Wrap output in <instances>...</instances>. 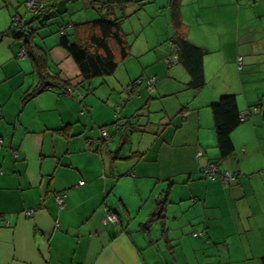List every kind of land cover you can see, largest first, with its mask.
<instances>
[{
    "label": "crops",
    "instance_id": "obj_1",
    "mask_svg": "<svg viewBox=\"0 0 264 264\" xmlns=\"http://www.w3.org/2000/svg\"><path fill=\"white\" fill-rule=\"evenodd\" d=\"M24 1L0 0L7 9L0 15V34L12 28L15 13L24 12ZM101 1L59 0L52 19L58 29L51 33H60L68 22L96 19ZM182 6L181 36L207 50L205 85L189 87L186 68L167 62L175 54L174 28L171 14L159 6L147 18L150 24L160 18L166 30L135 51L139 33L132 56L114 74L122 69L125 77L116 75L113 88L100 96L114 107L131 81L144 75L159 79L150 94L123 107L125 116L140 110L147 131L135 132L127 143L124 129L114 133L101 152L100 133L93 127L111 123L113 110L96 117L89 102L56 89L23 105L22 96L36 83L33 65L17 60L21 40L7 36L0 42V264H262L264 0H193L187 6H195L202 19L199 33ZM212 19L215 33L207 31ZM36 41L48 51L51 72L81 81L60 38ZM81 92L85 99L87 92ZM226 94L237 96L246 120L232 134L234 154L221 160L211 105ZM153 104L160 126L148 116ZM67 125L68 136H63L57 130ZM119 153L129 158H118ZM209 162L237 172L236 182L226 186L222 179L206 178ZM56 193H66L63 206ZM159 200L165 210L151 221ZM29 209L32 216L25 215ZM111 214L123 223L110 220Z\"/></svg>",
    "mask_w": 264,
    "mask_h": 264
},
{
    "label": "trees",
    "instance_id": "obj_2",
    "mask_svg": "<svg viewBox=\"0 0 264 264\" xmlns=\"http://www.w3.org/2000/svg\"><path fill=\"white\" fill-rule=\"evenodd\" d=\"M26 1L27 0L22 3L24 12L15 13L12 16V28L0 34V42L7 36H12L15 39L21 40L22 47L17 54V60L22 61L28 59L33 65V74L36 78V83L22 96L23 105L37 95L47 90L54 89L60 90L61 95L73 96L82 103L85 100V96L81 92L83 87L86 88L88 92H91V82L97 78H103L105 82V78L113 76L119 65L131 55V46L128 43L127 34L123 30V22L120 18H114V10L118 7L124 8L127 5L135 3L137 0H103L101 1L102 7L98 8L99 13H101L98 18L82 23L68 22L61 25L60 30H58V32H60L59 45L68 52L79 67L81 81L76 82V78L65 79L61 76L60 71L51 72L48 51L39 45L36 39L40 28L48 26L49 23L47 22L56 17L53 10L56 9V4L59 0H40L34 12H29ZM181 1L182 0H170L169 2L174 28V35L170 38V41L175 53L174 55L178 56V60L172 62L171 59L173 55L167 62L181 63L191 77L188 86L194 89H200L206 83L204 57L207 54V50L192 43L186 37L181 36L180 31L184 25L181 20ZM102 8L107 9L105 14H102ZM28 15L31 16L30 19ZM35 22H39L41 27H34L33 25ZM68 28H73L74 33H68ZM242 68L243 67L239 66L240 70ZM146 77L147 76H140L131 81L124 88L128 96H124L126 99L118 104V109H115L112 122L98 126L100 133L98 152L107 148L112 141L114 131H116L115 133H119L124 129L123 131L126 132L124 133L126 134L125 137H123L124 143H127L126 141H129L132 134L135 132L147 131V126L141 124L142 113L140 110L132 116H125L123 114V107H125L130 100L135 96L141 97L143 95V93L139 91V88L143 86L144 82L154 78V82L148 84L147 89L155 90L158 79L156 77H147L145 81ZM211 108L218 148L221 160H224L234 154L235 144L232 134L243 124L246 120V116L242 114L235 94L222 95L218 101L211 105ZM85 112L86 109L81 111L82 114ZM68 129L69 127L67 125L57 131L63 134V136H68ZM103 130L108 132V138L103 136ZM2 142L3 141L0 140V145ZM120 154L121 153H119L118 158H129ZM16 157H18V153ZM210 163H216L219 167L221 166L220 163L217 162H209L208 164ZM236 175L237 179V172ZM204 176L207 178L205 172ZM79 185L81 186L80 183ZM58 195L65 196L66 193H56L55 198H57ZM164 210V200H159L151 221L162 217ZM115 215L118 217V224H122L123 220H121L120 216L118 214ZM150 222L145 224L144 228H148ZM262 264H264V257L262 258Z\"/></svg>",
    "mask_w": 264,
    "mask_h": 264
},
{
    "label": "rangeland",
    "instance_id": "obj_3",
    "mask_svg": "<svg viewBox=\"0 0 264 264\" xmlns=\"http://www.w3.org/2000/svg\"><path fill=\"white\" fill-rule=\"evenodd\" d=\"M183 1V0H182ZM182 1H181V6H182ZM193 0H184L183 1V6L184 10L186 12H188V20L187 22L192 26L193 30H195L197 33H199L200 31V27H198L199 25V21L202 23V19L197 17V14H195V6L190 8L188 10V3H191ZM169 2L170 0H137L135 3H132L130 5H127L124 8H117L114 13V18H120L122 20L123 24V30L125 31V33L127 34V39H128V43L131 46V54H132V49H133V43L136 40L138 34L140 33V37L138 38V40L136 41V46L134 47L135 51H137L140 48V45L148 40H156V33H162V31L166 30L165 24H162L161 19L160 18H156L155 19V23H151L150 18H147V16H151V15H155L156 13H154L156 11V9L160 6L163 7V9H160L161 11H167L168 16H170L171 12H170V6H169ZM7 9L5 6V3H1L0 5V15H5ZM12 11V10H11ZM24 11V8H23ZM151 13V14H150ZM113 15V14H112ZM99 16V15H96ZM29 19L31 18L30 15H28ZM98 18V17H95ZM149 19V22L145 23V21ZM201 19V20H200ZM243 21V20H242ZM11 23H12V18H11ZM255 23H258L257 21ZM254 22L251 23V26L249 28H252V31L255 30L256 27H254L255 25ZM203 24V23H202ZM172 25V23H171ZM34 26L37 28L40 26L39 22H35ZM145 26V28H143ZM207 26V31L209 33H215L216 32V26L214 25L213 19L212 21L206 25ZM58 29V24L56 22H52V20L50 21V25L45 26V27H41L39 32L44 31V33H37V39L39 40V42L43 43L44 40H49V42H51V40L53 38L56 37V39L60 38V34L59 33H51L52 31L56 32V30ZM173 33V30H172ZM254 33V32H252ZM48 35V36H47ZM45 37V38H44ZM169 38V37H167ZM169 43V40H165V43ZM132 56V55H131ZM241 58V63L239 64V59H238V65L241 67L245 66V60L244 56L239 57ZM124 70H119L118 73L116 75H119L121 77H125L123 75H125ZM116 75L110 76V77H106L105 79L107 80L106 83H104V79L103 78H97L94 82H91L92 84V91L88 92L86 88H82L84 91L87 92V97L84 100L85 102H89L88 104L93 108L94 110V114L96 117L102 118V112H106V111H110L113 110V114L115 112V109H118V104L115 105L114 107L112 106L111 101L107 100V99H102L100 96H103L108 89H112L113 85L115 84L112 83L115 78V81H118L119 79L116 77ZM31 76V75H30ZM145 76V75H144ZM147 77H152V76H147ZM147 77L145 78V81L147 80ZM159 80V79H158ZM257 80H255L254 82H256ZM104 83V84H103ZM147 82L143 83V86H141L139 88V91L144 93H148V89H147ZM117 86H120L121 88H123L120 84H117ZM251 87V83L248 85ZM147 89V91H146ZM123 93L128 96V93L126 92V89L123 91ZM119 95V94H117ZM149 95V94H148ZM120 96V95H119ZM155 96V95H154ZM153 96V97H154ZM124 97V96H123ZM135 98H137V96H135ZM156 98H161L160 96H156ZM126 98H121L122 101H124ZM173 99L171 97L167 98V102H171ZM104 106V107H103ZM155 104L152 105L151 107V114L148 115L150 116V120L151 121H155L157 123V125L160 122V113H157L156 109L154 108ZM103 107V108H102ZM103 110V111H102ZM103 112V114H104ZM121 112V111H120ZM87 116V115H86ZM94 131H99L98 125L94 124ZM116 131H114L115 133ZM135 134V133H134ZM133 134V135H134ZM142 133H139L138 136H140ZM126 148L129 150L130 146H126ZM221 179V178H219ZM198 228V227H197ZM198 231H200V229H197ZM192 231V229H191ZM202 231V230H201ZM204 231V230H203ZM193 231H192V235H193Z\"/></svg>",
    "mask_w": 264,
    "mask_h": 264
},
{
    "label": "built area",
    "instance_id": "obj_4",
    "mask_svg": "<svg viewBox=\"0 0 264 264\" xmlns=\"http://www.w3.org/2000/svg\"><path fill=\"white\" fill-rule=\"evenodd\" d=\"M40 0H27L26 1V6L29 10V12H34L36 10V8L38 7V2ZM18 23V20H17ZM178 60V56L174 55L171 59L172 62H176ZM241 63V58H239V64ZM154 78H152L151 80H148L147 83L151 84L154 82ZM103 136H105L106 138H108V132L106 130H103L102 132ZM1 148V145H0ZM202 153L200 152L199 155H201ZM15 155L17 156V153H15ZM204 172L207 175L208 179L211 180H217L219 177L222 179L223 183L226 186H230L232 184L235 183L236 181V173L231 172L229 170L226 171H222L221 168L216 164V163H210L208 164L205 168H204ZM81 185L84 184V181L80 182ZM57 202L59 203L60 206H63L64 203V196L63 195H58L57 196ZM33 209H29L25 212L26 216H32L33 213ZM110 220L117 222L118 223V217L115 214H111L110 215ZM9 222L6 223V225H8Z\"/></svg>",
    "mask_w": 264,
    "mask_h": 264
}]
</instances>
